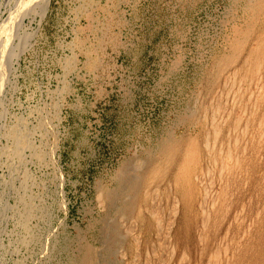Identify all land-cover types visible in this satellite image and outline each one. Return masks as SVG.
<instances>
[{"label":"rangeland","instance_id":"1","mask_svg":"<svg viewBox=\"0 0 264 264\" xmlns=\"http://www.w3.org/2000/svg\"><path fill=\"white\" fill-rule=\"evenodd\" d=\"M245 5L0 0V264H83L89 252L94 264H216L226 256L220 251L211 263L198 250L184 253L180 198L168 177L153 176L138 202L137 210L156 211V229L143 230L137 214L120 208L133 195L129 180L163 141L198 135L199 123L187 120L202 117V105H221L225 121L234 92L243 90L235 74L245 53L231 65L234 75L214 64L230 53L235 27L245 26ZM209 172L201 184L212 193V209L218 186ZM233 218L221 226L218 244Z\"/></svg>","mask_w":264,"mask_h":264},{"label":"bare ground","instance_id":"2","mask_svg":"<svg viewBox=\"0 0 264 264\" xmlns=\"http://www.w3.org/2000/svg\"><path fill=\"white\" fill-rule=\"evenodd\" d=\"M245 1V26L243 24V28L242 25L241 28L235 27L234 38L230 44V53L218 57L214 64L217 72L221 73L227 67L235 64L240 55L245 53L243 59H240V66L237 68V65H234L237 68L236 79L242 83L243 90L241 88L237 93L234 92L236 94L235 103L231 102L233 106L231 105L229 113H226L225 121L223 115L226 110L221 108V105H202L200 110H197L200 111L202 117L195 116L198 113H194L187 120L190 127L199 123L198 135L196 137L191 134L181 138L171 137L163 141L158 149V155L152 159L147 169L139 176L137 175L138 177L129 180L128 189L133 195L123 200V205L120 208L124 214H137L136 217H138V221H141L143 230L149 229L152 231L156 229L158 221L156 211L154 210V213L148 211L145 214L137 208L138 204L144 201V189L147 188L148 184L152 185L149 180L153 176L154 179L152 180L155 181H157L155 178L158 177H168V182L173 185L174 194L180 198L181 226L178 231V239L185 247V250L183 249L184 253L188 252L190 254L193 250H198L199 255L202 256L200 259L210 255L211 263L213 259L215 261L220 257L219 253L223 251L226 256L230 252L232 255L226 262L222 261L223 264H264V0ZM231 71L233 73V69ZM215 75L218 76V74ZM220 77L222 76L220 75ZM229 77L231 76L229 75ZM223 80L225 81V79ZM256 86L260 87V91L254 93L253 90V93H250ZM237 90L235 89V91ZM209 139L213 142L211 143ZM210 168L211 173L209 172ZM213 171L215 176L213 175L212 179H214V183L216 181L218 189L212 203L214 204L212 210L208 209L211 206L209 205L210 199L208 196L212 193L208 188H203L201 176L208 172L213 174ZM163 179L160 181L162 182ZM166 188L168 189L167 186ZM114 195L108 193L105 199L113 202ZM148 195H152V193ZM167 197L170 200V194ZM139 201L140 203H138ZM171 206L172 213L176 212V204L174 203ZM234 214L236 215L234 216ZM229 218H233L231 234L218 244L221 235L220 228ZM247 221H252L250 228L247 226ZM201 222L204 224V231H201L200 228V232L199 225ZM116 226L114 232H112L114 233L113 237L118 240L121 231L116 229ZM226 235H228V232ZM166 238L169 240L168 236ZM116 240L114 241L116 242ZM169 242L170 240L168 244L171 243ZM112 243H114L113 240ZM165 243L167 242L165 241ZM223 243L227 244L222 246ZM154 245L156 244L154 243ZM214 246L217 248L215 249ZM225 257H223L224 261ZM221 260L216 264H220ZM83 262V264H94L93 254L89 252ZM195 263L197 264V262Z\"/></svg>","mask_w":264,"mask_h":264}]
</instances>
